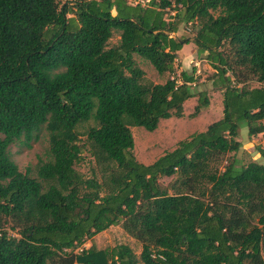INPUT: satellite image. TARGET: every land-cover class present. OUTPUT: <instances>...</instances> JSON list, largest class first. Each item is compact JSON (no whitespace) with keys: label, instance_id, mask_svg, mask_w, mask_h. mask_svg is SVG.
<instances>
[{"label":"trees","instance_id":"trees-1","mask_svg":"<svg viewBox=\"0 0 264 264\" xmlns=\"http://www.w3.org/2000/svg\"><path fill=\"white\" fill-rule=\"evenodd\" d=\"M178 24L190 41L170 37ZM188 42L214 71L221 116L143 165L129 128L180 118L195 78L145 82L133 56L171 76ZM207 105L199 92L191 115ZM241 122L264 133V0H0V264H264V164L234 156ZM41 128L32 177L8 147ZM80 136L100 181L74 169ZM118 224L138 256L83 248Z\"/></svg>","mask_w":264,"mask_h":264},{"label":"rangeland","instance_id":"rangeland-1","mask_svg":"<svg viewBox=\"0 0 264 264\" xmlns=\"http://www.w3.org/2000/svg\"><path fill=\"white\" fill-rule=\"evenodd\" d=\"M165 14L164 17H167V14L171 13L167 12ZM193 34L194 28L191 25L178 24L177 32L171 34L170 37L176 39L187 38L190 41ZM116 42L117 36L113 34L108 41V46L115 45ZM179 55L182 59L176 55V59L173 61L174 72L171 76L168 74L157 75L147 62L135 55L133 56L136 64L144 73L145 82L163 83L169 77L177 76L180 71L192 73L195 78L194 84L190 85L193 97L182 104V116L180 118L170 117L161 120L157 128L152 132H147L141 127L129 128L133 140L132 154L135 160L143 165H148L163 153L171 151L178 141L185 139L190 134L203 131L208 124L216 121L221 116L220 91L212 89L210 85V77L214 74V71L204 61L203 56H199L196 53V48L191 42L183 45ZM246 86L253 88L259 85L251 81ZM199 92L205 94L208 105L204 108L201 107L196 115H191L196 106V96ZM242 124L244 123H240V129L244 127ZM88 125L91 126L92 123L88 122L86 126L79 128L78 131L83 132L84 128ZM243 130L246 131V128L244 127ZM37 136L36 141L30 142L29 148H25L19 143H14L8 147L10 159L17 166V169L21 173L28 172L32 177L35 176V167L38 160L44 158V152L47 147V135L43 128L39 130ZM79 140V144H83L84 148L81 151V160L75 164L74 169L84 178H90L95 174V178L100 181V174L97 172L92 158L87 151L84 136H80ZM240 140V149L234 156L241 164H246L250 161L264 163V133L254 137L241 135ZM227 156H231V154ZM174 179L175 176L161 178L158 180V183L163 188H169ZM118 244L128 246L135 256H138L140 252V244L129 237L122 230L120 224L109 226L91 239L85 241L83 248L104 249ZM262 255L264 260V251Z\"/></svg>","mask_w":264,"mask_h":264},{"label":"crops","instance_id":"crops-1","mask_svg":"<svg viewBox=\"0 0 264 264\" xmlns=\"http://www.w3.org/2000/svg\"><path fill=\"white\" fill-rule=\"evenodd\" d=\"M182 48H183V46L181 47V49L179 50V51H177V53H176V55L180 58V59H182L181 58V56L179 55V52L182 50ZM244 129V127H242L241 129L239 128V130H238V135H240V136H238L239 138L237 139L239 142L241 141L240 140V137H241V135L242 136H245L246 137V131H244L243 130ZM242 131V132H241ZM261 163V162H260ZM261 164H264V163H261Z\"/></svg>","mask_w":264,"mask_h":264},{"label":"built area","instance_id":"built-area-1","mask_svg":"<svg viewBox=\"0 0 264 264\" xmlns=\"http://www.w3.org/2000/svg\"><path fill=\"white\" fill-rule=\"evenodd\" d=\"M127 1L131 5L139 4L140 6H145L149 0H127Z\"/></svg>","mask_w":264,"mask_h":264}]
</instances>
